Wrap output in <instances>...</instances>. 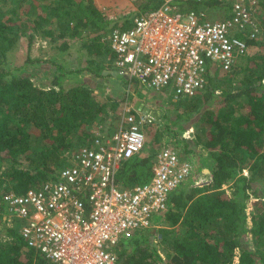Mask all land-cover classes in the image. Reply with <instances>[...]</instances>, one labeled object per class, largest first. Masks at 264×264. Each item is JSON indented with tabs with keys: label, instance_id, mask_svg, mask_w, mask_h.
<instances>
[{
	"label": "trees",
	"instance_id": "16d2710c",
	"mask_svg": "<svg viewBox=\"0 0 264 264\" xmlns=\"http://www.w3.org/2000/svg\"><path fill=\"white\" fill-rule=\"evenodd\" d=\"M175 3L182 10L221 5L219 0ZM157 5V1L147 0L142 9L149 11ZM131 19H108L94 0L40 4L0 0V264H52L27 245L16 228L7 225L1 190L24 193L54 178L66 165L62 155L87 142L91 124L108 112V106L116 110L120 104L110 96H98L84 81L65 88L61 64L51 86L37 85L27 67L39 59L28 53L22 64H12L9 53L23 38L29 51L37 36L49 39L58 28L57 37L64 40L61 49L70 46L69 40L85 39L82 46L88 51L87 63L71 73L89 70L103 77L99 61L109 51L102 38L118 23L122 28L131 27ZM260 28L264 33V0ZM247 42L249 46L264 45L263 39ZM93 54L99 59L92 58ZM244 69L236 91L217 95L209 77L202 93L179 100L185 103V111L197 112L202 120L205 138L199 141L210 151L211 182L193 187L186 181L170 194L167 211L156 216V224L165 221L181 230L179 235L168 227L161 231L167 260L152 246L155 235L151 227L120 242L118 264H264V54L250 58ZM32 127L39 130L33 141ZM36 141L39 144L33 148ZM179 142L176 138L175 144ZM151 157L141 151L125 161L117 181L129 187L148 182ZM248 235L253 246L244 243Z\"/></svg>",
	"mask_w": 264,
	"mask_h": 264
},
{
	"label": "built area",
	"instance_id": "2783aa9c",
	"mask_svg": "<svg viewBox=\"0 0 264 264\" xmlns=\"http://www.w3.org/2000/svg\"><path fill=\"white\" fill-rule=\"evenodd\" d=\"M154 1L158 5L139 12L131 27L110 32L112 69L148 90L171 87L177 101L202 93L217 69L233 72L248 54L247 40L262 34L263 0H219L222 18L215 7L182 10L175 3L189 0ZM133 109L124 99L114 131L96 125L87 142L66 151V165L54 178L3 194L7 225L52 264H118L120 242L157 226L170 194L194 178V162L169 143L151 157L148 182L129 187L117 181L122 164L145 148L144 126L155 120ZM210 182L195 179L192 186Z\"/></svg>",
	"mask_w": 264,
	"mask_h": 264
},
{
	"label": "rangeland",
	"instance_id": "374dc122",
	"mask_svg": "<svg viewBox=\"0 0 264 264\" xmlns=\"http://www.w3.org/2000/svg\"><path fill=\"white\" fill-rule=\"evenodd\" d=\"M52 0H34L37 4L40 3H48ZM145 3V0H105V2H100L99 5L101 7H98L103 13H106L105 16L109 19H115V18H122V17H135L139 12L143 11L142 5ZM9 7V4L4 7V9H7ZM210 8V7H207ZM221 13V12H220ZM219 15H216L218 18H222L224 16L219 17ZM129 20L128 22H130ZM55 24V23H54ZM55 26V25H53ZM56 27V26H55ZM121 25L118 23L117 25L110 27V29L106 32L105 36L102 38L105 46H107L109 53L104 56L105 58L110 56L109 59H111V51L109 47L108 42V34L110 31H112V28H120ZM264 31V29H263ZM58 34V28L55 29L54 36H52L49 39H46V37L43 36H37L33 44L30 47V50L27 48V41L25 38H23L20 43L18 44L17 48L9 53V60L12 64H22L24 59L26 58L27 54L29 53L30 56L33 58H38L39 62L35 64L28 65V72L33 76L34 82L42 87H49L51 86V81H53L56 73H58V70H56L57 65H62L64 67V71L66 74L63 78V86L65 88H68L74 84H76L79 81L88 82L91 81L93 88L96 90L95 93H97L100 97L105 96H111V94L106 95V92L104 89H98L96 86L97 83L106 86L107 80L100 78H95L96 82L93 79L92 75H89L88 72L85 73H71L72 69H75L76 67H79L84 64L85 60L87 59V50L82 46L85 39L79 38L74 40H69L70 46L66 49H61V43L64 41L63 39H59L57 37ZM263 39L264 43V33L262 32L261 36L257 39V41H260ZM264 54V45L262 42L258 44L251 45L248 50V54L244 57H241L237 65L234 68V71L232 73H225L220 72L219 70L216 71L215 75L213 76L212 85L216 89V94L221 95L223 92L227 91H236L241 78L245 74V65L248 63L250 58L255 57L256 55ZM112 66H110V69ZM35 73L37 74L35 76ZM117 80V79H115ZM114 78L110 81L115 84L114 88L118 87V84L115 83ZM94 81V82H93ZM133 86H138V83L136 81L132 82ZM131 85V87H132ZM125 92L124 95L121 96L119 99H124L127 95H132V88L130 87V90L128 92V84L125 85L124 88ZM140 89V88H139ZM146 89V88H145ZM148 91V89H146ZM150 92H143L141 94L142 96L148 95V93L151 94L152 99V106L151 109L153 111V116L155 120L153 123L147 127L144 126V132L146 135V145L145 148L142 150L143 153L152 155L154 152H157L161 146L164 144L169 143H175L176 138L181 139V142L188 141L189 145L195 146L196 150L194 153H191L189 149L188 153L184 151V148H187L189 145L185 143H179V149L182 152L181 157H189V158H197L198 156H204L203 148L201 147L202 143H200L199 139L205 138V134L202 129L201 124V118L198 119V116H200L197 112H188L185 111V103H182L180 101H177L173 97V90L171 87L156 91V90H149ZM126 93V94H125ZM114 98V97H112ZM114 99H117L114 98ZM120 103V101H119ZM120 105V104H119ZM118 105V107H119ZM118 107L116 110H113L108 106V112L103 113L97 121L92 123V125L89 127L88 133L89 135H92V130L96 127L98 124L104 125L108 131H114V129L119 124V117L121 114H117L119 112ZM32 132V141L33 139H36L37 135L39 134V130L36 127L31 128ZM39 144V141L34 142L32 145L33 148H36V146ZM173 145V144H172ZM207 153L208 150H206ZM66 153V152H65ZM65 153L62 155L64 159V164L66 163V156ZM184 156V157H183ZM245 174H248L247 170H244ZM204 177L201 170H199L198 177H195L190 181V184L195 181V179H200ZM5 187V186H4ZM227 188V186L225 187ZM1 192L4 194L3 189ZM252 204L249 202L247 212L250 214L252 211ZM252 226V223L249 219V227ZM170 228L173 231V235H179L181 233V230L177 227H171L167 222L162 221L157 224L153 228L154 237L151 240L152 246L161 254L164 261L167 260L166 253L164 250V242H163V236L161 235V231L164 228ZM162 236V237H161ZM244 243H246L248 246H253V239L251 235H248L246 239L244 240Z\"/></svg>",
	"mask_w": 264,
	"mask_h": 264
},
{
	"label": "crops",
	"instance_id": "0c3cea01",
	"mask_svg": "<svg viewBox=\"0 0 264 264\" xmlns=\"http://www.w3.org/2000/svg\"><path fill=\"white\" fill-rule=\"evenodd\" d=\"M94 2H95V4H96V6L97 7H101V5H99L100 4V2H105V0H94ZM147 2V0H145V3ZM144 5V4H143ZM143 5H142V8H143ZM219 7H221L220 5H217V6H215V8L217 9V10H219L218 12V14L217 15H219L220 14V16L219 17H221V16H226V8H219ZM227 12H228V9H227ZM104 15L106 14V13H103ZM107 17V16H106ZM134 18V17H133ZM109 19H111L110 17H109ZM132 21H133V19H131V21L129 22V24H132ZM113 29V28H112ZM111 29V30H112ZM111 32V31H110ZM110 34V33H109ZM108 34V35H109ZM109 47H110V45H109ZM86 49V48H85ZM87 50V49H86ZM110 51H111V53H112V56H114V53H113V51L110 49ZM87 54H88V51H87ZM87 58H88V56H87ZM92 58H94V59H99V56L98 55H95V54H93V57ZM110 58V56H108V57H102L101 58V60L99 61V66H101L102 68H103V77H101V79H106L107 80V83L108 84H106L107 85V87L106 86H103V85H101V84H99V83H97L96 84V86L97 87H103L102 89H104L105 90V92H106V95H108V94H111V96L112 97H114V98H116L117 97V99L120 101V105H119V107H118V110H119V112L117 113V114H120V106H121V103L124 101V99L126 100V99H128V101H129V103H130V105L134 108L133 110H137V112H148V113H150L152 116L154 115L153 114V111H152V109H151V106H152V99H151V94L150 93H148V95L146 94V96L144 97V96H142L141 94H143V92H150L149 90L147 91L142 85H140V83H138L137 81V83H138V86H133L132 84V82L133 81H129L128 79H126L124 76H121L120 74H118V73H116L113 69H110V66H112V61H113V59L111 58V59H109ZM85 63H87V59L85 60V62H84V64ZM83 64V65H84ZM97 65H98V63H97ZM94 67H96V66H94ZM112 68V67H111ZM218 70V69H217ZM216 70V71H217ZM216 71L214 72V74H213V76L215 75V73H216ZM220 71V70H219ZM85 72H88L89 73V75H92L93 76V79H94V81L96 82V80H95V78H100V76H95L94 74H92V73H90V71L88 70H86V71H84V72H82V73H85ZM220 72H222V71H220ZM213 76L211 77V80H213L214 78H213ZM114 78V80L115 79H117V80H115V83L116 84H118V87H116V88H114V86H115V84L113 83V82H111L110 80L111 79H113ZM209 80V79H208ZM93 81V82H94ZM91 81H88L87 83H89L92 87H94L93 85H92V83H90ZM212 82V81H211ZM127 84H128V92H129V90H130V87H131V85H132V95L130 94V96L129 95H127L124 99L122 98V100H120L119 98L121 97V96H123L124 95V92H125V89H126V87L124 88V86L126 85L127 86ZM114 85V86H113ZM140 88V89H139ZM96 91V90H95ZM115 93H114V92ZM216 91V90H215ZM126 94V93H125ZM106 97V96H105ZM92 125V124H91ZM150 126V125H149ZM148 126V127H149ZM180 143V142H179ZM181 143H185V144H187L188 142H186V141H183V142H181ZM171 144V143H170ZM173 144V146H175V147H178L179 148V144H175V143H172ZM171 144V145H172ZM189 145V144H188ZM162 147V146H161ZM195 146H193V145H189L187 148H184V151H186L187 149H189L190 151H191V153H194V151L196 150V148H194ZM201 147L203 148V152H204V156L205 157H202V156H198L197 158H189V157H185V158H189V159H191L193 162H194V164H195V169H196V172H195V177H198V173H199V170H201L202 171V173H203V176L204 177H202L201 179H203V180H211V171H210V169H209V167H211V163H212V160H211V155H210V151L208 150V152L209 153H207V149L206 148H204V146L203 145H201ZM180 150V149H179ZM188 150V151H189ZM188 151H186L187 153H188ZM156 152H154V154H155ZM180 153H182L183 154V152H182V148H181V150H180ZM153 154V155H154ZM153 155H151V156H153ZM184 157V156H183ZM210 184V183H209ZM208 185V184H207ZM191 186H192V183H191ZM193 187H201V186H193ZM160 222H162V221H160ZM155 227V226H154Z\"/></svg>",
	"mask_w": 264,
	"mask_h": 264
}]
</instances>
